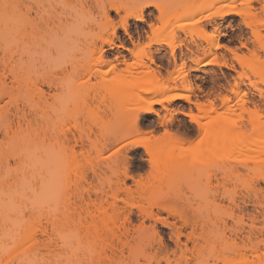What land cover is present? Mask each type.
Segmentation results:
<instances>
[{
	"label": "rangeland",
	"instance_id": "1",
	"mask_svg": "<svg viewBox=\"0 0 264 264\" xmlns=\"http://www.w3.org/2000/svg\"><path fill=\"white\" fill-rule=\"evenodd\" d=\"M40 2L43 8L44 35L42 42L33 39L35 63L42 67L38 76L34 77L36 88L31 84L21 87L11 85L9 75L1 79L8 90L5 96L0 97V264H91L92 256L89 255L102 256V248L111 245L112 239L93 240L94 249L90 245L81 249L78 245L84 234L71 231L76 223L75 218L66 215L68 209L90 201L96 204L101 202L104 206L114 202L118 206L120 215L115 225L119 228L124 226L128 230V248L123 252L127 264H157L156 261L144 260L143 256L158 254L164 251L163 246L167 247L166 252L169 251V259L173 258L170 252L175 248L170 238L174 239V235L170 229L158 221L145 219L140 213L142 210L151 212L179 227L180 222L161 212L160 206L174 207L186 217L198 215L196 223L204 225L203 232L207 225L212 231L218 230L220 236L214 244L220 256L218 264H264V180L259 178L264 173V165H241L227 158L215 160L217 155H232L233 160L239 156L264 159L261 154L264 151V121L260 120L259 115L250 117L247 113L240 119L239 113L245 109H241L238 99L229 93L236 81L239 96L242 92L247 94V108L253 110L250 103H254L259 110L264 111V66L259 63V59L264 57V46L261 48L254 43L250 29L245 26L247 22L259 27V20L264 18V13L260 11L264 0L211 1L199 11L197 19L210 10L226 8L222 7L224 5H236L239 15L225 19L212 18L195 26L189 24L192 19L187 17L166 21L165 29L156 38L171 44L174 48L173 56H170L168 45L151 44L149 48L143 47L153 38L148 24L161 26L156 21L157 12L153 8L146 9L143 12L144 23L129 18L126 20L132 42L136 44L139 41L138 45L143 47L140 53L146 58L140 61L130 56V50L135 49L131 40L119 28L121 20L135 10L131 6L140 0ZM186 2L189 6L197 3L202 7L201 0ZM159 3L174 13L176 0H159ZM247 3L251 4L248 10L255 12L256 16L240 15L245 10L241 5ZM12 4V0H0V57L5 59L10 56L12 47ZM119 5L129 7H117ZM109 6L120 9L118 15L109 12L116 29L114 37L109 36L111 26L106 25L102 14L103 8L108 10ZM191 14L192 9H189L186 15L189 17ZM258 29L264 37V28ZM211 34L217 37L208 39ZM106 39L113 42L111 48L101 44V40ZM212 43L223 46L209 51ZM241 43L247 47H241ZM100 47L104 50V57L99 60L97 51ZM229 47L243 57H248V50L254 51L258 59L248 60V66L241 67L233 58V52H228ZM115 57L119 62L115 64L118 69H128L124 72L125 76L140 77L151 69V76L148 77L165 83V91L151 98L160 99L165 93H183L192 96L194 101L199 100L201 104L215 100L214 104L219 106L218 94L228 95L230 110H217L213 113L199 111L193 103L185 100L162 103L161 106L157 104L153 107L154 113L140 114L133 129L132 117L136 109L150 96L145 97L143 91L137 92L135 96H115L100 83L104 78L102 70L113 65ZM211 57L229 66L196 67L190 62L194 58ZM97 61H101L100 72L95 70ZM132 61L138 62L136 68H129ZM180 64L183 67L179 70ZM242 72L246 73L248 80L245 77L237 78V73ZM182 76H185L184 82L180 79ZM171 77L174 78L171 80ZM249 81L256 83L262 97L258 96L257 90L249 87ZM42 82L49 83V86L42 85ZM233 104L237 106L231 109ZM13 107H24L26 111L27 122L22 126L23 134L19 137H27L29 151L26 154L12 147L1 135L4 129L1 119L7 112L11 114ZM186 112H192L202 123H208L207 130L203 131L202 127L193 125L184 115ZM221 112L229 113V118L232 112H236L238 124L232 127L220 122L216 124L218 126L213 124V128L208 121ZM222 126L227 130L232 128L227 136L221 131ZM216 127L221 128L219 132L215 130ZM164 128L172 131L174 137H179V142L174 143L175 157L178 144L185 153V161L178 175L173 173L168 177L167 172V178L166 173L159 168L161 177L164 175L165 179L160 178L161 173L153 168L150 159L153 148L158 149L155 143L145 146L147 148L135 146L126 151L121 149L117 153L121 142L127 143L126 137L134 135L135 131L138 130L144 136L161 135ZM230 131L234 132V138L231 137L232 132L229 135ZM201 138L203 144L198 145L196 142ZM209 138H213L211 142H208ZM190 148L202 151L206 160L213 161L211 166L192 165V153L188 151ZM209 149L211 152L207 151ZM166 153L170 156L171 151ZM47 172H52V175ZM150 172L151 178L148 175ZM141 176L144 182L147 179L146 182L150 184L145 190L147 194L144 192L146 195H142L144 199L137 194L128 198L122 193L112 197L109 187L113 188L116 182L125 181L126 186L134 189L135 193V182ZM149 188H153L152 192ZM33 192L46 194L48 200L41 205L34 204ZM106 224L112 225L109 222ZM64 226L67 230L70 228V231H67L64 238H60L58 231ZM141 226L144 231L139 234L137 230ZM154 230L158 237L153 235ZM188 230L182 229L183 233ZM201 232L197 225V233ZM213 235L215 237V232ZM158 240L164 243L160 249ZM180 241L184 243L185 239L181 237ZM198 243L201 256L207 258L208 247L204 248L203 240ZM191 246L189 243L190 250ZM251 247L254 252L249 250ZM187 255L191 257V254ZM209 264L212 262L209 261Z\"/></svg>",
	"mask_w": 264,
	"mask_h": 264
},
{
	"label": "bare ground",
	"instance_id": "2",
	"mask_svg": "<svg viewBox=\"0 0 264 264\" xmlns=\"http://www.w3.org/2000/svg\"><path fill=\"white\" fill-rule=\"evenodd\" d=\"M37 1L39 3H41L40 0H37ZM186 1L187 0H176V7L175 6L173 7L174 13H171L170 9L168 10L167 8L163 7V15L161 14L160 9H157L155 7H151L157 12L158 16L156 18V21L158 23H161V26L157 27L153 23L148 24L149 31L153 35V38L149 39L148 43H146L143 47L149 48L151 44L168 45L169 50H170L169 51L170 56H173L174 48L171 46V44L166 43L162 39L156 38V36L161 34V32L165 29L166 26H164V23L170 19H176L177 20V19H184L185 17H187L186 19H194V18L197 19L196 16L198 15L199 11H201L204 8V6H206L207 3L211 2V1H217V0H201L202 7H201V5L199 6L197 3H195L194 6L186 5V3H187ZM246 1L250 2L251 0H246ZM12 3H13L12 4V14H13V17H12V36H11L12 47H11V51H10L11 54L7 59H5L4 57H0V76H2L0 78V81H1L0 82V85H1V88H0L1 96L0 97H3L7 94L8 88L6 86H4L5 85L4 80L3 81L1 80V79H4L3 77H6V75H9V80H10L11 85H16L17 87H21V86H28L31 84V85H33V87L36 88L37 83H36V81H34V77L35 76L37 77L39 72L42 70V67L38 66L35 63L36 51H35V48L33 47V45H34L33 39L38 40L40 42L43 41V35H44V32H43L44 19L42 16L43 8L35 0H12ZM175 8H176V10H175ZM146 9H149V8H145L144 11ZM189 9H192V14L188 17V15H186V14H187ZM119 11H120L119 8H116L113 6H109L108 10L103 8L102 14H103L104 19L106 20V25L111 26V31L109 34L110 37L115 36V30L116 29H115V25L113 26V24L111 22L109 12H113L114 14L118 15ZM134 11L129 12L127 14V16L123 20H121L120 25H119V28L124 32V34L130 40H131V37H130V34L128 32L126 20L129 18V19L133 20L134 22H143V23L145 22L144 18L143 19H137L135 17V15L130 14ZM222 11L224 12V15L216 16L213 18L225 19L226 17L231 16V15H239L237 9L235 11H233L231 7H226L224 9H222ZM32 13H33V17L30 18ZM12 14H11V16H12ZM187 24H188V22L186 23V25ZM245 26L248 29H250L251 35L254 39V43L262 48L264 46V37L258 28L259 27L264 28V26H262L260 24V25H257V27L258 26L259 27L256 28L254 25H251V23H247V22L245 23ZM218 36H219V34H218ZM216 37H217L216 34H211L207 38L208 39H214ZM110 39L101 40V44L104 46H107L108 48H111L113 46V42ZM138 42L139 41H137V43L134 44L131 40V44L133 45V47H134L133 49H135V50H132V51L130 50L129 54L135 60L140 61L146 57L140 53V51H142L141 49H143V47H141V45H138ZM241 45H246V44L241 43ZM220 47L221 46L218 45L217 43H212L210 45V47L208 48V50L209 51L217 50ZM225 49H227V48H225ZM50 50L51 49L49 47V51ZM253 54H255L254 51L248 50L249 62L253 61ZM97 55H98L99 60L102 57H104V50L102 47H100L99 50L97 51ZM256 55H255V58L257 60L258 57H256ZM233 58L239 64V66H241V67L248 66L247 65L248 60H244V66L241 65V58H243V56H241V55L238 56V54L235 53V55L233 54ZM210 60L215 61V62L209 63ZM256 60H254V61H256ZM112 62L114 64L119 63L116 57L112 60ZM190 62L192 64H194L196 67H203L206 65H216L218 67H222L225 64V62H221L215 57H211V58H207V59L194 58V59H191ZM182 67H183V65L180 64L178 66V69L180 70V69H182ZM40 77L43 78L42 76H40ZM243 77H245V79L248 80V77H247L245 72H242L241 74L237 73V78L241 79ZM173 78L174 77H171V80ZM148 79L153 80V81H157L155 79H151V77H148ZM180 79H181V81L184 82L185 76H182ZM41 84L49 86V83H47V82H42ZM248 84H249V87L252 88V90H257L255 82L249 81ZM238 86L239 85L235 81L233 83L231 89L229 90V93L233 94L235 96V99H238V103L240 105L239 107H241V109L244 110V109H247L246 104L249 103L248 99H247V94H243V92H242V93H240L241 96H239V87ZM165 89H166L165 83L160 82V81H158V83H153L152 85L148 86V88H146V90L143 91V95L145 97L150 96V98L149 99L146 98V100H143L142 106H140V107L147 106V102L154 99V98H151V96L152 97H155L157 95L159 96V93L164 92ZM38 91L42 94L41 90H38ZM258 92H259L258 96L262 97L261 92L260 91H258ZM174 94H176V95H189V94H183V93H180V94L174 93ZM163 98L164 97H160V99H163ZM225 98H227V100H225ZM178 100H180V99L172 100L171 102H165V103L169 104V103H172V102H175ZM218 100L220 103L219 106L214 104L215 100H213L212 104H209L208 102L206 104H201V107L197 110H199V111H203V110L205 111L206 110L208 113H210V112L213 113V108H215V111L225 110V109L230 110L231 105H229L230 98L228 97V95L218 94ZM236 103H237V101H236ZM193 104L196 107L195 103H193ZM250 104L253 107V111H256L260 114H264V111L259 110L258 107L254 103H250ZM155 105H157V104H155ZM155 105H152V107H154ZM228 105H229V107H228ZM235 105L237 106V104H235ZM235 105L231 109H233L235 107ZM160 106H161V104H160ZM151 113H154V110L152 112H137L136 111V113L134 115L135 116V127H136V122H137L138 116L140 114H151ZM186 117H188V116H186ZM188 119L191 122L189 117H188ZM1 122L4 123V129L1 132L2 137L4 139H6L7 142L11 143L12 147L17 149L19 152L21 151L22 154L28 153L29 145H28L27 137L23 136L22 138H19L20 135L23 134L22 133L23 132L22 126L27 122L25 108L24 107H22V108L13 107V111L11 112V114L7 112L4 115V117L1 119ZM202 124H203V127H202L203 131H204V129L206 131L207 130L206 126L208 125V123L204 122ZM196 126L198 128H201V126H198V125H196ZM211 126H213V128H214L213 124H211ZM215 126H218V125L215 124ZM13 127L15 128L14 130L12 129ZM209 128H210V125H209ZM222 128L223 129L216 127L215 130H217L219 132L221 129V131L225 132L224 126H222ZM211 129H212V127H211ZM231 129H229V130H231ZM231 132L232 131L229 132V135ZM206 133H208V132H205V134ZM233 134H234V132H232V135H231L232 138H234ZM212 135L214 136V134H212ZM219 136L220 137L222 136L221 132H220ZM17 138H19V139H17ZM212 139L210 140V138H209L210 141H208V142H211ZM211 144H213V143H211ZM137 146L147 148L143 144H140ZM208 147H210V144ZM178 148H177V155H176L175 159L171 158V154H170V156H168L169 153L167 154L166 152H163V150L160 151L159 148L158 149L153 148L154 152H155V150H157L156 152L158 153V155L160 154L159 156H157L156 152L150 153L151 161L154 158L157 161V165L154 169L157 172L159 171L161 173V174L159 173L160 178L165 179L164 175H163V177H161L162 172L164 174L166 173L165 176L167 175V172H168V174H169L168 177L172 176L170 174L179 172V169L181 168L182 162L185 161V158L180 159L181 149H180L179 144H178ZM207 151H210V149ZM211 151H212V148H211ZM161 153H162V155H161ZM163 153H165L167 155L165 156V154H163ZM155 154H156V156H155ZM198 166H201V165H198ZM159 168L162 169V172L159 170ZM37 169L41 170L42 168L37 167ZM47 174L52 175V172H47ZM176 175H178V173ZM189 177H190V175H189ZM174 178H175V176H174ZM145 180L147 181V179H145ZM193 180H194V184H195L196 181L194 178H193ZM193 180H191V183H193ZM146 181L144 182V180H143L139 187H137V182H135V187H136L135 193H134V191L133 192L127 191V189H129V188L126 186L125 181L116 182L113 185V188L109 187V190L112 192V197H116L118 194L122 193L124 196H127L129 198V197H133L134 194L135 195L137 194V196L141 197V199H142L143 197H145V196L142 197V195H144L146 193L145 192L146 188L148 189V186L150 187V184H148L147 183L148 181L147 182ZM160 181L163 182L162 179H160ZM149 189L151 191L150 190H147V191L152 192L153 188H149ZM31 194L33 196L32 202L34 204L36 203L37 205H41V204H44L48 200L46 194H43V193L39 194V193H35V192H33ZM70 210H71V212H70ZM70 210L68 209L69 213H66V215L69 214L71 216H74L75 222H76L74 224L75 226L73 227V230H71V231H73L75 233L84 234L82 236V238L80 239V242L83 241L85 246L90 245V247L92 249H94V246H95L94 241L95 240H103V239L111 238L113 241V243L111 245L109 244L107 247L102 248V256L97 255L96 257H98V258H96V257H93V255H89V256H92L90 258L91 264H127L125 262L123 252H124L125 248L126 249L128 248V243H126V236L128 234V230L125 229L124 226H121V228H119L115 225V220H117L120 213H119L118 206L114 202L106 203V206H104L103 203H101V202L99 204H96L95 202L90 201L88 203H85L82 206H76ZM160 210H161V212L166 213L168 215V217H170L174 220L176 219V221L180 222L179 227H175V225L172 223L171 224H169V223L162 224L164 226H167L170 229V231L172 232V236L174 235V239H172V237L170 238L171 241L173 240L174 248H175L173 251L171 250L172 252H170L172 254L173 258L169 259V254H168L169 251L166 252L167 247L163 246L164 243L162 242V240H158L159 242H157V243H158L159 249L163 246L162 249H164V251H162V249L161 250L158 249V250L162 251L163 253L158 252L159 255L155 253V254L150 255V256L144 255L143 256L144 260L146 259L149 262L150 261L151 262L156 261L157 264H161V263H163V264H191L192 262H194L193 264H209V261H211L212 264H218L220 262V256L218 255V249H217L216 245H214L217 243L219 236H220L218 230L212 231L208 228V225H207L206 230L203 232V226L204 225L201 223H199V224L196 223L197 222L196 217L198 218V215L194 214V217H186L178 209H176L174 207H170V206H168V207L167 206H160ZM70 213H72V214H70ZM140 213H141V215H143V217L145 219L154 220L155 222L157 221V220L153 219V216H156V215L152 214L151 212H147L145 210H142ZM106 222H109L110 224L112 223V225H107ZM67 223H68V221H66V225H67ZM103 223H105V224H103ZM101 224H102V226H101ZM197 225L200 227V231L202 230V232L199 234L197 233ZM69 229L67 230L66 226H64L63 228L61 227V230L58 231L59 232L58 236L60 238H64L67 231H70ZM139 229L137 230V232L140 234L141 231ZM182 229H184V230L189 229V230L186 233H183ZM154 231H153V235L156 233V231L155 232ZM214 232H215L216 238L213 235ZM155 235L157 236L158 234H155ZM210 235H211V237H210ZM181 237H183L185 239L184 243H181V241H180ZM158 239H161V238H158ZM201 240H203V242L205 244L204 248L206 247V249H207V247H208V249H207L208 257L207 258L204 257V259L201 256V253H202L201 246L198 243V241H201ZM189 243H191V245H192L191 250L188 248ZM61 244H64V243L61 242ZM164 247H166V249ZM249 250L254 252V249L252 247ZM76 252H77V249L75 250V253ZM89 252L93 253V250H90ZM107 252H109V254H107ZM187 254H191V257H188ZM71 264H73V263H71ZM77 264H81V262H78Z\"/></svg>",
	"mask_w": 264,
	"mask_h": 264
},
{
	"label": "snow or ice",
	"instance_id": "3",
	"mask_svg": "<svg viewBox=\"0 0 264 264\" xmlns=\"http://www.w3.org/2000/svg\"><path fill=\"white\" fill-rule=\"evenodd\" d=\"M5 7H8V5H4ZM117 7H123V8H127L129 7L128 5H119ZM131 7H133L135 9L134 12L130 13L132 15H135V17L137 19H143L144 15V9L145 8H151V7H155L157 9L161 10V14L163 15V5L161 3H159V0H140L139 3L132 5ZM222 7H231L233 11L236 10V5H224ZM242 9H245L243 11L240 12V15L242 16H246V17H254L256 16V13L253 11H249L248 9H251V4L247 3V4H242L241 5ZM260 11L262 13H264V4L261 5V9ZM224 15V12L222 10H218V9H213L207 12L206 15L201 14L199 19H192L191 21H189V24L192 26L195 25H199L202 23V21L204 20H210L213 17L216 16H222ZM259 23L264 26V18H261L259 20ZM174 35V33H173ZM167 42V41H165ZM223 46V45H221ZM121 47H123V45H121ZM241 47H247L246 45H241ZM229 52H233V54L235 55L234 50L229 47L227 49ZM95 59V57H94ZM249 57L245 56L243 58H241V65L244 66V60H248ZM255 54H253V60H255ZM215 61L210 60L209 63H214ZM101 63V61H97V68L95 69L97 72H100L101 69L99 68V64ZM127 63V62H126ZM259 63L261 66H264V57L259 59ZM138 62L137 61H132L131 65L129 66V68H136L137 67ZM229 65L227 63H225L223 65V67H228ZM253 67H255V65H253ZM128 71V69H118L116 67L115 64L111 65V66H107L105 67L102 72H103V79L100 80V83L107 88L108 91H110L113 95L115 96H135L137 94V92H142L146 90L145 86H150L153 83H158V81H153L150 79H147L148 76H151V69H148L147 72L143 73L142 76L138 77L136 75H133L131 77L125 76L124 72ZM109 74H111V76H109ZM186 100L188 101L190 104L191 103H195L197 109H199L201 107V102L199 100H193V97L190 95H176V94H168L165 93L164 98L163 99H153L149 102H147V106L145 107H140L138 109H136L137 112H152L153 111V107L152 105L155 104H162L165 102H171L172 100ZM225 100H227V98H225ZM209 104H212L213 101L209 100L208 101ZM213 112H215V108H213ZM245 113H247L248 116H256L259 115L260 116V120L264 121V114H260L256 111H253L250 108L245 109L244 111L239 113V117L240 119H243ZM186 116H188L192 122L193 125H198L203 127L202 121L200 118L197 117V115H195L192 112H186L185 113ZM220 122H223L225 125H230L232 127H235L238 124V119H237V113L236 112H232L231 113V118H229V113H225V112H221L218 115H215L213 119H209V123L210 124H218ZM132 126L133 129H135V116L132 117ZM262 131H264V124H262ZM225 135H228V130L225 129ZM127 143L121 142L120 146L117 147V153L121 152V149H124L125 151L130 148V147H135L137 145L143 144L145 146H152L154 143L158 148H161L164 152H169L171 151V158L175 159V147H174V143H178L179 142V137H174V134L172 131H169L167 128H164L162 131L161 135H149V136H144L143 134L139 133L138 130L135 131L134 135H129L126 137ZM198 145H202L203 144V138H201L199 141L196 142ZM189 152L192 153L191 157H190V161L192 165H203L205 167L211 166V164L213 163L212 160H206L203 156L202 151H196L194 149H188ZM225 152L227 153V149H225ZM262 156H264V151H262ZM112 155H116V153H113ZM107 158H111V157H107ZM184 150L181 149V156L180 159H184ZM227 158L230 162L232 163H236V164H249V163H259L261 165H264V159H260L257 160L251 156H239L236 157L233 160L232 155H226V156H220L217 155L215 157L216 161H221L223 159ZM153 168L156 167L157 165V161L154 158L151 161ZM149 177H152V173L150 172ZM260 179L264 180V173H262L259 177ZM144 177L141 176L139 178V180H137V187H139L141 185V182L143 181ZM248 186V185H246ZM128 192H133L134 189L129 188L127 189ZM133 206L135 207V204H133ZM126 219V217H125ZM153 219L157 220L159 223L162 224H167L168 221L160 216H153ZM171 226V225H170ZM140 231H144L143 226H141V228L139 229Z\"/></svg>",
	"mask_w": 264,
	"mask_h": 264
},
{
	"label": "clouds",
	"instance_id": "4",
	"mask_svg": "<svg viewBox=\"0 0 264 264\" xmlns=\"http://www.w3.org/2000/svg\"><path fill=\"white\" fill-rule=\"evenodd\" d=\"M81 249H84L86 246L84 245L83 241H81L78 245Z\"/></svg>",
	"mask_w": 264,
	"mask_h": 264
}]
</instances>
